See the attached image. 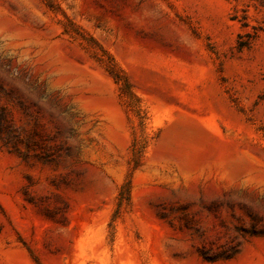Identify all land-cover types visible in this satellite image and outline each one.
Here are the masks:
<instances>
[{
	"label": "rangeland",
	"instance_id": "obj_1",
	"mask_svg": "<svg viewBox=\"0 0 264 264\" xmlns=\"http://www.w3.org/2000/svg\"><path fill=\"white\" fill-rule=\"evenodd\" d=\"M0 264H264V0H0Z\"/></svg>",
	"mask_w": 264,
	"mask_h": 264
},
{
	"label": "trees",
	"instance_id": "obj_2",
	"mask_svg": "<svg viewBox=\"0 0 264 264\" xmlns=\"http://www.w3.org/2000/svg\"><path fill=\"white\" fill-rule=\"evenodd\" d=\"M247 41L238 40L237 49L241 50L247 46ZM106 70L108 74L113 78L114 82L117 83L124 94L133 95L131 85L125 75L118 68L112 57L109 56V60L106 63Z\"/></svg>",
	"mask_w": 264,
	"mask_h": 264
}]
</instances>
